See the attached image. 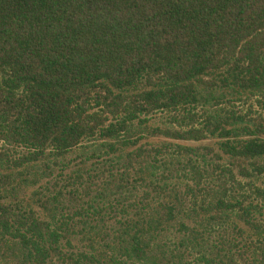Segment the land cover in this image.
Masks as SVG:
<instances>
[{
  "label": "trees",
  "instance_id": "16d2710c",
  "mask_svg": "<svg viewBox=\"0 0 264 264\" xmlns=\"http://www.w3.org/2000/svg\"><path fill=\"white\" fill-rule=\"evenodd\" d=\"M223 88L264 99V0H0V166L62 155L96 132L125 140L118 138L134 119L158 110L178 127L153 132L222 136V147L264 176V137L256 134H264V117L250 129L242 114L219 105ZM15 146L27 150L16 161L8 154ZM10 177L0 172V187ZM249 192L258 204L223 191L215 203L237 204L247 216L264 208V188ZM54 225L0 203V236L17 238L31 264L58 252L62 231ZM129 226L123 254L142 259L148 240Z\"/></svg>",
  "mask_w": 264,
  "mask_h": 264
},
{
  "label": "rangeland",
  "instance_id": "374dc122",
  "mask_svg": "<svg viewBox=\"0 0 264 264\" xmlns=\"http://www.w3.org/2000/svg\"><path fill=\"white\" fill-rule=\"evenodd\" d=\"M221 93L219 105L242 114L250 129L251 123L262 122L264 99L257 93L224 88ZM145 117L131 122L118 138L125 140L96 132L62 155L47 153L19 166H0V172L11 174L0 187V203L13 210L30 208L60 226L58 252L44 264H74L68 256L78 264H264V208L244 216L237 204L224 210L215 203L223 191L224 198L234 195L241 205L248 200L258 204L249 191L264 188V176L254 177L246 159L222 147V136L175 138L152 130L177 128L171 115L157 110ZM26 151L8 148L15 161ZM130 224L148 240L139 260L123 254ZM201 254L209 260L203 263ZM0 264H31L9 234L0 236Z\"/></svg>",
  "mask_w": 264,
  "mask_h": 264
}]
</instances>
